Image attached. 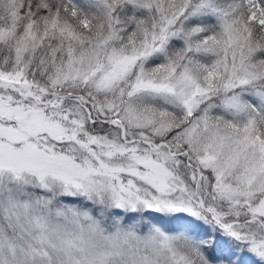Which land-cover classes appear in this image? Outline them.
I'll use <instances>...</instances> for the list:
<instances>
[{"label": "snow or ice", "instance_id": "1", "mask_svg": "<svg viewBox=\"0 0 264 264\" xmlns=\"http://www.w3.org/2000/svg\"><path fill=\"white\" fill-rule=\"evenodd\" d=\"M0 264H264V0H0Z\"/></svg>", "mask_w": 264, "mask_h": 264}]
</instances>
